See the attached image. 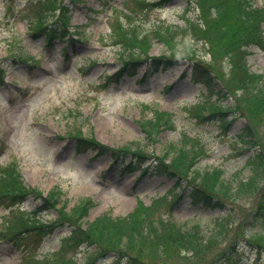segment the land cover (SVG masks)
Listing matches in <instances>:
<instances>
[{
    "label": "rangeland",
    "instance_id": "374dc122",
    "mask_svg": "<svg viewBox=\"0 0 264 264\" xmlns=\"http://www.w3.org/2000/svg\"><path fill=\"white\" fill-rule=\"evenodd\" d=\"M138 1L0 0V176L13 168L19 181L34 190L16 210L0 203V264H122L117 263L122 257L112 252L97 260L89 255L92 247H78L70 239L66 244L72 227L84 228L64 218L61 225V210L71 209L76 215L78 204L88 198L97 204L84 219L87 224L106 214L125 218L136 208L137 197L153 204L151 211L138 206L141 225L175 221L185 230L200 226L208 232L227 212L194 206L186 192L174 208L167 206L176 200L170 191L184 187L178 188L168 177L138 180L109 174L105 156L76 152L69 138L76 130L92 142L140 147L158 155L172 144L188 145L198 154L197 170L220 167L226 178L248 179L251 170L246 164L253 153L264 163V106L256 103L258 95L245 89L239 64L246 56L250 70L264 74V19L263 40L254 43L250 20L242 17H251L256 9L261 19L264 0H247V8L237 5L242 14L233 5L226 6L228 0ZM193 1L209 8V23L201 22V10L194 9ZM62 6L70 9L67 29L60 18ZM40 21L47 25L44 30H38ZM54 30L59 36L49 46L46 39ZM207 33L218 51L229 43L235 59L227 54L231 50L216 53L212 43L203 41ZM138 56V77L118 74L123 60ZM150 57L173 58L177 63L145 79L142 74L153 68ZM201 61L214 70L220 82L216 88L223 90L224 99L215 106L227 115L219 119L211 118L212 110L202 109L201 87L190 79L178 81ZM146 121L154 124V143L142 128ZM248 130L257 139H252L257 142L252 147L241 141ZM187 138L191 141H184ZM53 190L55 199L44 203L42 196ZM259 198H264V172L251 190L227 201L235 226L259 213L244 229L259 246L254 262V251L245 243L232 246V236L237 233L236 239H241L242 229H234L227 242L198 253L181 247L174 236L145 237L136 246L129 244L127 258L142 264H222L230 257L227 264L239 260V264H264V203ZM10 224L16 230L5 240L2 235L8 234ZM25 227L36 234L54 232L33 238L30 253L18 250L12 240ZM140 247L143 255L138 256Z\"/></svg>",
    "mask_w": 264,
    "mask_h": 264
},
{
    "label": "trees",
    "instance_id": "16d2710c",
    "mask_svg": "<svg viewBox=\"0 0 264 264\" xmlns=\"http://www.w3.org/2000/svg\"><path fill=\"white\" fill-rule=\"evenodd\" d=\"M230 5H233L238 12H240L238 6L240 8H247L250 6L247 0H239V2L236 3L228 0L226 2V6ZM201 6V10L206 15V11L209 8L205 4H201ZM247 12L250 13L249 10H247ZM257 15H259V12L255 9L251 17L246 15L242 16L250 20L249 24L251 32L249 34L254 43L262 42L263 40V36H261L263 33L261 20L264 19V15H261V19H259V16ZM206 38L209 39L210 43H212L213 50L216 53H221L223 50H231L229 49V43H225L221 50L218 51V48L213 41L212 34L210 35L207 33ZM227 54H230V56H232L234 59L236 57L235 50H231ZM171 64L172 62L169 59L156 60V58H154L152 62L153 67L158 69L160 67L170 66ZM239 64L241 67L240 77L245 83V89L250 91L255 96L258 95L255 99L256 103L260 105L262 104L264 106V88H261V83L264 77L250 71L245 61V57H243L242 62ZM136 65L137 63L135 61H126L127 69L131 66L135 67ZM192 78L195 82L204 85L209 90V95L204 94V97H206V105H210L209 107H211L212 111L213 108L220 110L216 111L217 116L223 117L227 115L226 111L215 106L216 103L221 100V97L214 99L216 94L217 96L219 95V91H216L219 81L216 80V74L211 70V68L198 62L194 63ZM143 125L144 126L141 125L143 130L147 133L149 139L154 142V124L151 123V121H146L143 123ZM158 130H160V127H158ZM75 142L78 152H82L89 148L96 149L99 147L96 144L78 137H76ZM244 143L252 145L250 140L244 141ZM169 148L170 151H166L161 156H155L158 163L155 165V170L152 172V174L164 175L170 178H174V176L186 177V180L190 182V184H188L191 187L189 194L193 202L195 204L203 203L204 205H207L213 209H225L228 199L238 197L249 189L251 190V187H253L256 182L255 177L258 178L260 175L258 173H261L264 168L261 155L258 154L256 156H251L250 164L253 173L247 181L240 180L237 183L232 181L225 182L222 179L223 173L221 174L219 170L208 172L206 174L195 172L191 178H188L189 173L191 174V168L195 165L197 159L195 156H191L189 151L186 149L179 150L178 147L173 145H171ZM129 151L130 150L127 151L122 148L120 150L112 151L110 154L112 164L117 165L122 163L123 173L140 172L141 175L151 174L149 168L145 167L144 164L146 160L149 159V154L142 148H138L132 152ZM107 152L108 151L106 147H99L100 155H103ZM129 153L131 154L132 160L130 161L131 163H126L125 158ZM11 170L13 171L14 169L12 168ZM12 171L7 173V175L0 180V199L4 201L2 203L8 202L11 206L20 203L27 196V194L32 192L31 190L25 188V186L19 181L17 175L12 176ZM54 194L55 192H52L50 195H48L49 197H47V201H45L50 202L51 200L55 199ZM263 201L264 198H259V203ZM93 205L94 203H91L90 201L81 203L77 209L76 215L68 214V212L61 210L62 214L59 216V221H61L62 224L64 218L66 222L68 220L74 225L76 223L77 227L80 228L82 227L81 221L88 215ZM230 216H232V214H229V217ZM258 216L259 214L255 217ZM250 221H252V219L246 222L248 223ZM161 223L163 224H161L160 227L141 225L140 220L138 219L137 211L123 219H114L109 216H104L94 222L89 223L88 226L83 230L75 229L71 239L72 242L78 241L88 244H97L99 249H103V245L110 246L118 249V251H121L124 256H128L129 253L126 252V249L130 243L136 246L142 241V239H145V237L162 239L164 236H174L176 239L179 238L183 248H190L193 253H198L199 251L208 250L211 247L217 246L221 241L226 240L231 227L230 221L227 219V217L218 219L215 223L213 231L210 234L203 233L199 229L183 231L176 224L174 225L164 222ZM29 228L31 227H25L18 231L19 236L15 238V243L17 244L18 248H21L22 246H25L27 249L31 248L33 238L43 237V235L46 233L42 232L36 234L26 231ZM22 231L27 232V234L21 233ZM21 241H23V243ZM137 255H143L141 247L138 250ZM229 261L230 260L226 258L222 261V263L227 264Z\"/></svg>",
    "mask_w": 264,
    "mask_h": 264
}]
</instances>
